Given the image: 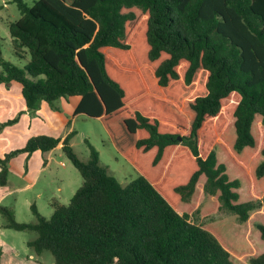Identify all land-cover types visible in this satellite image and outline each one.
<instances>
[{
	"label": "trees",
	"instance_id": "16d2710c",
	"mask_svg": "<svg viewBox=\"0 0 264 264\" xmlns=\"http://www.w3.org/2000/svg\"><path fill=\"white\" fill-rule=\"evenodd\" d=\"M15 1L11 47L29 59L0 52V83L30 110L79 96L73 114L98 118L138 175L121 184L88 140L81 160L74 131L32 136L0 158V185L13 155L59 143L82 184L49 218L0 204L1 227L34 232L52 264H264V0Z\"/></svg>",
	"mask_w": 264,
	"mask_h": 264
},
{
	"label": "rangeland",
	"instance_id": "374dc122",
	"mask_svg": "<svg viewBox=\"0 0 264 264\" xmlns=\"http://www.w3.org/2000/svg\"><path fill=\"white\" fill-rule=\"evenodd\" d=\"M27 5H32L35 0H22ZM21 13L15 0H0V52L4 59L13 62L18 66H23L29 59L28 54L23 57L16 55L11 47V37L9 34V24L20 17ZM53 108V107H52ZM74 127L78 130L74 137L73 149L83 161L89 158V148L86 143L88 140L99 153V160L102 165L107 167L108 172L113 175L121 184H126L134 179L138 172L134 166L120 153L112 144L101 121L98 118H90L85 115H75L73 120ZM58 153V152H57ZM55 157L60 162V181L50 184L47 173L40 174L35 190L45 192L42 198L37 199V205L40 213L49 218L52 207L49 202V194L53 188L55 199L61 204H68L72 195L82 184V177L77 168L67 159L62 150ZM60 185V190H56ZM34 190V191H35ZM33 191V192H34ZM25 196L33 198V193L21 194L17 202H14L12 196L6 198L2 204L14 208L15 218L20 222H30L35 220L31 209L25 205ZM227 210L222 209L210 217L203 218L200 215H194L191 220L195 223H207L229 216ZM1 222V219H0ZM35 236L32 231H16L9 228H0V249L4 251V260L12 264H52L54 259L49 251L36 254L26 245V241ZM33 255V257L30 256Z\"/></svg>",
	"mask_w": 264,
	"mask_h": 264
},
{
	"label": "crops",
	"instance_id": "0c3cea01",
	"mask_svg": "<svg viewBox=\"0 0 264 264\" xmlns=\"http://www.w3.org/2000/svg\"><path fill=\"white\" fill-rule=\"evenodd\" d=\"M79 100V96L60 97L54 101V107L52 108L42 99L36 110H30L26 107L19 83L15 81L7 84L0 83V124H2L0 127V158L8 152L21 149L28 138L42 134L64 138L74 131L70 138V144L73 146L75 134L78 132L73 125L75 119L73 113ZM14 118V122L5 124V122ZM60 150H62L61 143L45 152L35 150L31 153L19 152L13 155L7 163L6 183L0 185V204L4 205L2 202L11 196L14 202H17L21 194L31 191L33 198L25 196V205L30 209L31 205H34L40 213L37 199L42 198L45 192L34 188L38 183L40 174L47 173L50 184L60 181L59 165L63 161L55 159ZM56 190H60V185H57ZM54 192L53 188L50 192H47L52 207L51 213L53 212L52 201L59 202L55 199ZM5 206L12 208L14 211L13 207ZM30 256L33 257L32 254ZM1 260L3 263H11L4 260V251Z\"/></svg>",
	"mask_w": 264,
	"mask_h": 264
},
{
	"label": "water",
	"instance_id": "95a60500",
	"mask_svg": "<svg viewBox=\"0 0 264 264\" xmlns=\"http://www.w3.org/2000/svg\"><path fill=\"white\" fill-rule=\"evenodd\" d=\"M180 139V138H179Z\"/></svg>",
	"mask_w": 264,
	"mask_h": 264
}]
</instances>
